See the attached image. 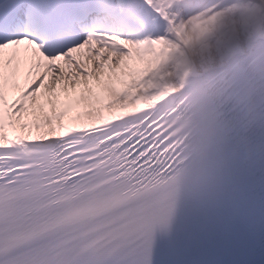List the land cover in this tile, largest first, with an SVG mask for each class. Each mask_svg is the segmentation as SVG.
Masks as SVG:
<instances>
[{
	"label": "snow or ice",
	"instance_id": "6c2138e0",
	"mask_svg": "<svg viewBox=\"0 0 264 264\" xmlns=\"http://www.w3.org/2000/svg\"><path fill=\"white\" fill-rule=\"evenodd\" d=\"M172 39L153 0H0V264H264V173L174 228L157 194L172 105L144 51Z\"/></svg>",
	"mask_w": 264,
	"mask_h": 264
},
{
	"label": "bare ground",
	"instance_id": "6f19581e",
	"mask_svg": "<svg viewBox=\"0 0 264 264\" xmlns=\"http://www.w3.org/2000/svg\"><path fill=\"white\" fill-rule=\"evenodd\" d=\"M167 0H156L154 4L157 6V9L163 15V17H166L168 20V24L170 26V30L172 29L173 32L177 30V27L174 26V24L177 22V19L181 17L182 19V26L187 28L188 31L190 30V22L193 20V16L195 14H198L200 11H202L204 8L198 7L196 11H193L192 13L186 15L183 12H180L177 14L175 11H171L167 7ZM262 9H254L249 13L248 18L246 19L245 23L243 24L244 31L241 32V39L245 40L248 37L250 38L249 44L253 45L254 43H257L258 39L263 37L264 38V0H262ZM200 6V5H199ZM259 10V11H258ZM174 29V30H173ZM179 32V30H178ZM182 38V44L186 47L188 50V56L189 60L186 66L181 67L180 70H172L168 71L165 79V86L167 89L164 91L163 85L157 84L152 88L147 89H155V91L159 94L157 96L160 97L161 95L164 96L169 91H177L181 87L184 86L189 80V77L195 76L199 73L205 72L212 67L215 66V63H212L211 66H209L208 61V48L207 49H200V50H193L191 47V42L186 41V35L180 34ZM232 37L233 46H240V38L237 35H230ZM164 45L179 48V44H175L169 40L159 41ZM231 52L227 53L226 55H230ZM146 101L143 97H136L132 100L129 107L135 108L139 107L142 104H144Z\"/></svg>",
	"mask_w": 264,
	"mask_h": 264
},
{
	"label": "rangeland",
	"instance_id": "374dc122",
	"mask_svg": "<svg viewBox=\"0 0 264 264\" xmlns=\"http://www.w3.org/2000/svg\"><path fill=\"white\" fill-rule=\"evenodd\" d=\"M252 6L248 7L246 11L244 12L242 17H232V13H225V12H217V13H210V9H206L204 11H200L198 14H195L193 16V20L190 22V30L188 31L187 28L182 26V19L179 18L176 23V27L179 30L181 34L186 35L187 42H191V47L193 50H200V49H207V43L205 41L201 42L197 40V34L202 33L204 29L209 26L215 24V26H218L217 28H226L229 35H238L240 36L241 32L243 31V24L245 23L246 19L249 16V13L254 9H262V0H249ZM202 3H205V0H203ZM259 11V10H258ZM215 28V29H217ZM214 29V30H215ZM165 46V45H164ZM159 46L160 50L162 48H168V46L164 47ZM185 58L182 62H176V60H172L166 64L162 65H156L158 71L160 73H163L164 75L167 74L168 71L172 70H180L181 67H184L187 65L189 56H188V50L185 48ZM144 57L148 64L150 65V69H156L152 65L151 61V53L148 49L144 51ZM155 65V64H154ZM155 86V81L152 79L144 82L141 87L144 88H152Z\"/></svg>",
	"mask_w": 264,
	"mask_h": 264
},
{
	"label": "clouds",
	"instance_id": "9594fccd",
	"mask_svg": "<svg viewBox=\"0 0 264 264\" xmlns=\"http://www.w3.org/2000/svg\"><path fill=\"white\" fill-rule=\"evenodd\" d=\"M207 47L209 66L215 63L217 67H220L229 59L248 58L254 55L248 45L234 47L232 37L226 28H217L211 32L207 37ZM229 52L231 55H226Z\"/></svg>",
	"mask_w": 264,
	"mask_h": 264
},
{
	"label": "trees",
	"instance_id": "16d2710c",
	"mask_svg": "<svg viewBox=\"0 0 264 264\" xmlns=\"http://www.w3.org/2000/svg\"><path fill=\"white\" fill-rule=\"evenodd\" d=\"M199 40H200V37H199ZM201 41L203 42V41H204V39H201Z\"/></svg>",
	"mask_w": 264,
	"mask_h": 264
}]
</instances>
